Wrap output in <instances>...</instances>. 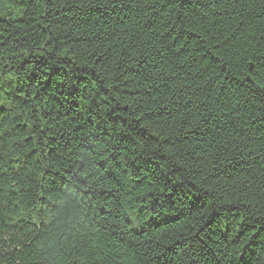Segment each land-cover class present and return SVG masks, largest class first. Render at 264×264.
<instances>
[{
	"label": "trees",
	"instance_id": "trees-1",
	"mask_svg": "<svg viewBox=\"0 0 264 264\" xmlns=\"http://www.w3.org/2000/svg\"><path fill=\"white\" fill-rule=\"evenodd\" d=\"M0 264H264V0H0Z\"/></svg>",
	"mask_w": 264,
	"mask_h": 264
}]
</instances>
